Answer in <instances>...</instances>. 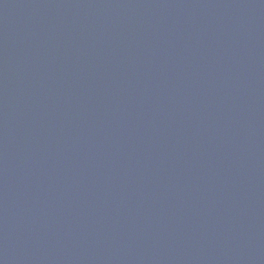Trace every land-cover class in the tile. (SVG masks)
I'll return each mask as SVG.
<instances>
[{"label":"water","instance_id":"obj_1","mask_svg":"<svg viewBox=\"0 0 264 264\" xmlns=\"http://www.w3.org/2000/svg\"><path fill=\"white\" fill-rule=\"evenodd\" d=\"M0 264H264V0H0Z\"/></svg>","mask_w":264,"mask_h":264}]
</instances>
